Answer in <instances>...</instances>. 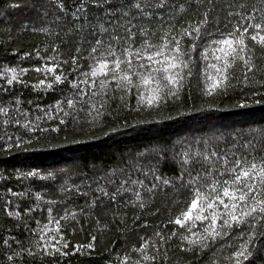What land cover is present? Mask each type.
Here are the masks:
<instances>
[{
  "label": "trees",
  "instance_id": "trees-1",
  "mask_svg": "<svg viewBox=\"0 0 264 264\" xmlns=\"http://www.w3.org/2000/svg\"><path fill=\"white\" fill-rule=\"evenodd\" d=\"M257 33L264 0H0V264H264L260 177L223 195L264 164Z\"/></svg>",
  "mask_w": 264,
  "mask_h": 264
},
{
  "label": "snow or ice",
  "instance_id": "snow-or-ice-1",
  "mask_svg": "<svg viewBox=\"0 0 264 264\" xmlns=\"http://www.w3.org/2000/svg\"><path fill=\"white\" fill-rule=\"evenodd\" d=\"M136 6L139 7L138 4ZM250 26L254 27V28H261L262 27V25H260V24L250 25ZM244 31H247V28H245ZM257 36H259V33H257L256 36H252L251 39L256 40ZM259 41L261 43H264V36H259ZM223 43L228 44L229 46H231L232 41L225 40V41H223ZM240 44L241 45L243 44V39L240 40ZM93 51H96V49H93ZM110 54H112V53H110ZM160 54L161 53H159V52L156 53V55H160ZM149 59H151V57H149ZM114 63H115V68L118 69L120 67V63L121 62L119 60H115ZM106 67H107L106 64H101L100 65L101 70H103ZM170 67L174 68V67H176V65L172 64V65H170ZM113 70H115V69H113ZM95 74L96 73L93 72V75H95ZM13 79H15V76H13ZM57 79H59V77H57ZM124 79H128V77L126 76V77H124ZM147 82L148 81H145V83H147ZM9 83H11V81H9ZM205 159H208V157H205ZM234 164H235V167L231 168L230 171L235 173V172H237V169H240L239 174L235 175V177L233 179V184H236L237 182L241 183V187H238L236 189V192H239L240 195L237 196L236 192H230L229 190H225L223 192V195L224 196H231L233 198V200L238 199L239 201H246L248 199V197H249V194H252L253 196L255 195V192L257 191V189L255 188L254 184H248L245 181L248 180V179H254L253 171H256V175L260 177V183L264 184V164H262L259 167L258 170H257V164H255V163H251L247 167H245L244 164L240 160H236V161H234ZM31 174L35 175V173H31ZM165 183H167V182H165ZM217 198H219V196ZM204 199H207V197L204 196V194L201 193L200 190L197 188L196 191H195L194 199L191 201L190 207L192 209H197L201 205V201L204 200ZM221 203H223L222 200H221ZM259 203L260 204H264V200L260 201ZM214 206L215 205L213 203H209L207 205L208 208H212ZM224 206H225V208L228 207V205H224ZM236 207H237V205L235 203H233L232 204V208L235 209ZM255 211H256V208L253 207V208H251L250 212L244 213V215L250 216ZM260 211L264 212V208H261ZM191 215H192L191 212L184 213L183 214V220L177 219L175 221V223L182 225L184 223V221H186L189 218H191ZM196 218L197 219H205V217H200V216H198ZM231 221L239 223L240 222V216L231 215ZM225 223L227 224L228 221H225ZM241 255H243L242 252H238L237 253V256H241ZM145 258L147 259V257H145Z\"/></svg>",
  "mask_w": 264,
  "mask_h": 264
}]
</instances>
